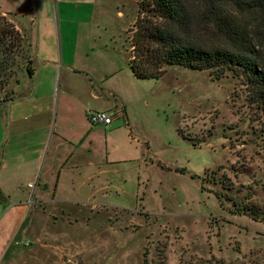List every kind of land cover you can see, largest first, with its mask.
<instances>
[{
    "label": "rangeland",
    "instance_id": "374dc122",
    "mask_svg": "<svg viewBox=\"0 0 264 264\" xmlns=\"http://www.w3.org/2000/svg\"><path fill=\"white\" fill-rule=\"evenodd\" d=\"M52 4L0 0V15L42 25ZM93 9L130 57L136 0H94ZM135 93V150H111L113 159H133L110 166L96 185L111 207L55 214L39 225L49 232L39 237L46 246L19 264H264V222L241 212L264 214V114L243 83L171 67Z\"/></svg>",
    "mask_w": 264,
    "mask_h": 264
},
{
    "label": "crops",
    "instance_id": "0c3cea01",
    "mask_svg": "<svg viewBox=\"0 0 264 264\" xmlns=\"http://www.w3.org/2000/svg\"><path fill=\"white\" fill-rule=\"evenodd\" d=\"M52 6L42 25L6 13L26 23L14 24L31 44L35 71H22L0 104V264H19L34 246H46L39 237L49 232L39 225L55 214L111 207L100 200L106 194L98 179L133 159H113L111 150H135V92L154 81L134 76L128 51L95 23L94 0ZM91 110L123 114L107 127L91 126Z\"/></svg>",
    "mask_w": 264,
    "mask_h": 264
},
{
    "label": "trees",
    "instance_id": "16d2710c",
    "mask_svg": "<svg viewBox=\"0 0 264 264\" xmlns=\"http://www.w3.org/2000/svg\"><path fill=\"white\" fill-rule=\"evenodd\" d=\"M136 2L129 61L136 78L157 81L171 67L208 71L216 79L232 74L264 114V0ZM30 48L25 32L0 15V104L12 97L7 88L19 82V71L33 76ZM241 212L264 222L259 210L245 207Z\"/></svg>",
    "mask_w": 264,
    "mask_h": 264
},
{
    "label": "built area",
    "instance_id": "2783aa9c",
    "mask_svg": "<svg viewBox=\"0 0 264 264\" xmlns=\"http://www.w3.org/2000/svg\"><path fill=\"white\" fill-rule=\"evenodd\" d=\"M123 114L121 111L117 112H107V111H88L87 119L91 126H109L111 125L115 119L119 118ZM29 187H33L32 184L28 185Z\"/></svg>",
    "mask_w": 264,
    "mask_h": 264
}]
</instances>
